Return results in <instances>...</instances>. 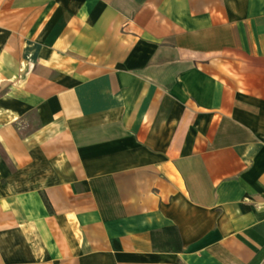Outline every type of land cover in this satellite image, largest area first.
Here are the masks:
<instances>
[{"label": "crops", "instance_id": "0c3cea01", "mask_svg": "<svg viewBox=\"0 0 264 264\" xmlns=\"http://www.w3.org/2000/svg\"><path fill=\"white\" fill-rule=\"evenodd\" d=\"M0 264H264V0H0Z\"/></svg>", "mask_w": 264, "mask_h": 264}]
</instances>
